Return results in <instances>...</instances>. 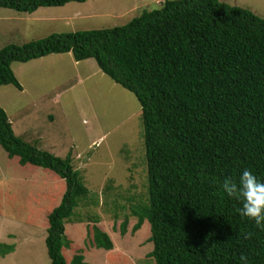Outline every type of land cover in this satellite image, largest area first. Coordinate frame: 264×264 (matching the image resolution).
<instances>
[{"label":"trees","instance_id":"16d2710c","mask_svg":"<svg viewBox=\"0 0 264 264\" xmlns=\"http://www.w3.org/2000/svg\"><path fill=\"white\" fill-rule=\"evenodd\" d=\"M86 1L0 0V6L33 13ZM66 52L77 61L94 58L141 104L149 198L132 211L133 231L148 222L155 264H264V230L241 217L242 204L221 187L245 169L264 181V17L221 0H166L123 25L4 46L0 86L23 88L13 62ZM0 145L20 164L65 180L61 202L49 214L51 264H89L80 250L66 256L67 223L91 193L72 154L61 157L25 141L2 106ZM127 227L126 220L122 234ZM91 240L114 248L96 224ZM14 250L0 243V258Z\"/></svg>","mask_w":264,"mask_h":264},{"label":"rangeland","instance_id":"374dc122","mask_svg":"<svg viewBox=\"0 0 264 264\" xmlns=\"http://www.w3.org/2000/svg\"><path fill=\"white\" fill-rule=\"evenodd\" d=\"M166 0H87L40 7L33 13L0 6V49L51 33L102 29L129 22ZM264 17V0H221ZM22 84L0 86V106L15 133L58 156L72 154L90 195L66 226L71 260L80 250L89 264H155L147 221L134 232L133 209L146 205L149 182L142 108L136 95L104 73L94 58L72 52L13 62ZM66 182L54 171L22 165L0 145V243L15 250L0 264H51L46 245L49 214ZM128 221L126 234L121 225ZM114 241L110 251L92 244L94 225Z\"/></svg>","mask_w":264,"mask_h":264},{"label":"clouds","instance_id":"9594fccd","mask_svg":"<svg viewBox=\"0 0 264 264\" xmlns=\"http://www.w3.org/2000/svg\"><path fill=\"white\" fill-rule=\"evenodd\" d=\"M221 187L228 197L242 204L239 208L241 217L247 218L264 230V181L259 180L251 170L245 169L238 179L226 178ZM244 264H247L246 259Z\"/></svg>","mask_w":264,"mask_h":264}]
</instances>
